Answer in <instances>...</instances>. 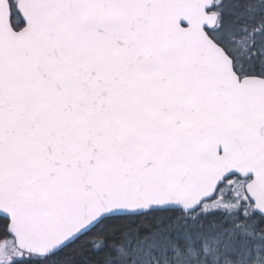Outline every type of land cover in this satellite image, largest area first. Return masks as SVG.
Masks as SVG:
<instances>
[{
  "label": "snow or ice",
  "instance_id": "6c2138e0",
  "mask_svg": "<svg viewBox=\"0 0 264 264\" xmlns=\"http://www.w3.org/2000/svg\"><path fill=\"white\" fill-rule=\"evenodd\" d=\"M0 264H264V0H0Z\"/></svg>",
  "mask_w": 264,
  "mask_h": 264
}]
</instances>
